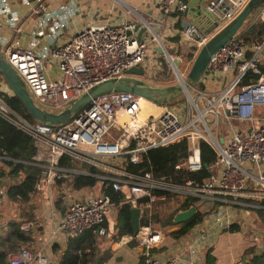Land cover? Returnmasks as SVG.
Wrapping results in <instances>:
<instances>
[{
	"label": "built area",
	"instance_id": "2783aa9c",
	"mask_svg": "<svg viewBox=\"0 0 264 264\" xmlns=\"http://www.w3.org/2000/svg\"><path fill=\"white\" fill-rule=\"evenodd\" d=\"M16 1L33 6L31 12L37 18L36 28L28 47L0 40V54L18 72L40 108L60 113L89 94L95 86L110 80L118 82L133 76L148 88L159 87L156 85L158 80L169 74L161 63L165 57L153 55V47L168 48L171 40L176 38L179 52L184 50L195 60L207 42L235 20L251 0H200L204 2L201 10L206 21L217 25V29L209 33L195 23L177 27L178 16H184L190 10L186 0H161L162 13L154 22L160 31L149 25L153 33L141 42L135 32L128 35L129 30H135L134 23L124 27L110 23L88 24L66 39L65 30L77 12L73 0L57 12L44 11L45 0H0V16L17 33H21V16L13 8ZM247 23L246 28L217 52L208 65L204 79L225 80L222 90L206 93L198 87L195 95L188 94L187 104L182 109L157 105L133 93L113 91L94 98L90 106L69 123L31 126L5 104L4 97L14 94L0 75V115L35 139L37 154L34 161L43 169L35 190L51 192L59 181L68 180L73 174L93 175L64 168L62 160L70 158L101 170L99 179L113 182L116 191H127L126 203L146 200L139 207L141 218L146 210L165 202L168 195H174L172 204L178 208L188 198H196V206L204 213V219L187 236L185 248L170 259L165 260L154 252L161 247L164 238L163 232L154 226H140L138 234L124 240L137 242L142 250L139 264H180L183 258L186 264H200L199 254L208 248L213 237L231 233L233 226L241 227V214L250 216L251 208H263L257 202L264 200V112L261 113L264 111V74L261 70L264 40L245 45L241 36L247 28H264V6ZM182 57L183 54L178 57L181 62ZM166 61L178 77L181 72L174 68L172 59ZM46 62L58 70L55 79L49 80ZM135 66L144 71V76L128 75ZM250 73L258 79L243 85ZM181 76L175 83L184 84L186 77ZM143 102L158 113L145 109L143 114ZM232 120L244 127L232 124ZM221 124L229 129L226 137L215 134ZM115 133L119 134L117 138H114ZM177 141H184L188 148L179 170L196 173L203 169L200 144L204 141L217 153V160L212 165L216 173L202 184L194 185L192 182L170 183L156 178L153 172L136 174L127 169V162L138 164L151 150ZM98 157L106 162H98ZM6 195L7 190L0 189V196L5 198ZM65 202L68 211L59 221L55 235L64 234L69 239L98 228L100 237L107 236L105 221L113 209L118 208L113 199L104 194L86 196L70 192L65 195ZM204 205H212V209L205 212ZM34 225L35 222H26L23 227L32 230ZM9 264H48V261L43 253L22 248L9 257Z\"/></svg>",
	"mask_w": 264,
	"mask_h": 264
},
{
	"label": "trees",
	"instance_id": "16d2710c",
	"mask_svg": "<svg viewBox=\"0 0 264 264\" xmlns=\"http://www.w3.org/2000/svg\"><path fill=\"white\" fill-rule=\"evenodd\" d=\"M257 13V12H256ZM252 15L247 22H250L256 15ZM248 25V23L246 24ZM241 40L245 45H253L264 40V28L262 30L247 28L241 36ZM172 55L175 57L180 54L178 48L168 47ZM264 74V65H261ZM258 76L250 73L244 80L243 85L255 81ZM204 91L203 83L197 86ZM5 104L23 118L29 125H36L39 122L29 115L20 100L12 95L4 97ZM203 169L196 173H188L185 169H178L179 164L187 156V146L184 141H177L164 148L151 150L145 155L138 164L126 163L127 169L132 173L145 174L153 172L154 176L164 179L168 182L176 184H185L192 182L194 185H200L211 175L216 173L212 165L217 160V153L212 146L202 141L201 144ZM37 154L35 148L34 136L19 129L15 124L11 123L7 118L0 115V180H10L7 190V200L10 205H16L19 213L14 217H7L3 214L0 216V264H9V257L22 250V248L32 249L35 243L34 231L27 230L23 227L25 222H34L37 213L33 206L34 198L38 195L35 190L39 183L43 169L35 164L34 157ZM61 165L67 169H75L78 171L93 174L92 176L83 174H73L68 180L59 181L60 186L65 191L73 193V191L92 190L97 185L100 187V193L109 196L117 203V221L115 241H120L124 237L133 236L132 210L135 206H142L146 200H139L134 203H126L128 199L127 191H116L113 188V182L101 180L97 175L102 172L87 164L70 158L62 160ZM95 175V176H94ZM62 191V190H61ZM174 195H168L167 200L158 204L155 209L146 210L145 216L141 218L140 226H157L159 230L175 226V215L182 211H187L192 207H197L195 216L184 224H181L179 230L173 232L172 237L176 239L185 238L190 235L192 229L203 221L204 213L200 212L196 198H188L180 204V207L173 211L172 214L163 212L165 206L172 204ZM263 208H251L250 213H254L257 222L264 225V200L258 201ZM57 207L64 209V213L68 210L65 202V194L58 195ZM163 207V209H162ZM167 216H166V215ZM66 215V214H65ZM166 218H163L165 217ZM105 228H109L107 220L104 224ZM240 226H233L232 232H240ZM98 228L86 231L74 238H69L64 248L54 245L53 252L58 257V264H102L107 260L109 254L104 250L100 242ZM246 264H264V250L258 249L257 246L252 247L247 254ZM249 257V258H248ZM215 257L211 251L206 255L205 264H215Z\"/></svg>",
	"mask_w": 264,
	"mask_h": 264
},
{
	"label": "crops",
	"instance_id": "0c3cea01",
	"mask_svg": "<svg viewBox=\"0 0 264 264\" xmlns=\"http://www.w3.org/2000/svg\"><path fill=\"white\" fill-rule=\"evenodd\" d=\"M69 0H45L44 1V11L54 12L59 11L60 8L68 3ZM77 4V12L72 16L71 23L65 31L66 39H69L73 34L79 31L81 28L88 26V24L93 25H106L108 23L117 25L119 27L128 26L130 23L139 25L140 28H143L147 25L148 32L143 36L144 39H148L153 33V29L160 31L155 27V19L161 16L160 2L161 0H73ZM192 0H186L190 8L189 14L184 16H178L177 27H185L187 23H193L189 19L190 15H193L191 11H196V9L201 10V2L198 0V4L194 7H190ZM33 6H25L20 2L16 1L13 3V8L20 12V28L21 33H17L11 28L5 18L0 16V40H6L9 43H13L20 47H28L32 41L33 31L36 28L37 18L31 12ZM151 27H149V25ZM139 32H135L134 35H138ZM171 48L173 46H178L177 39H172ZM176 44V45H175ZM51 75V74H50ZM54 74L52 75V77ZM205 86L210 83L216 89H209L210 93L219 92L222 90L225 84V80L221 79H210L209 77L204 79ZM152 113H158L156 109L152 108ZM264 111H261L263 113ZM146 116V115H145ZM236 126H244L242 124H237ZM1 159V158H0ZM8 183L9 186L10 180H0V189H5V184ZM62 190V191H61ZM80 192L86 196H97L102 195L99 193H94L95 189L92 190H82V191H73ZM68 194L69 191H65L60 186H54L53 189L46 193H38L36 196L37 200L30 206H33L37 216L34 220L35 225L31 231H34L35 234V243L32 247V250L35 252L43 253V257L46 258L48 264H58V257L53 252L54 245H59L64 248L67 244V237L64 234L55 235L57 231V226L59 221L65 216L67 211L64 213V209H59L57 207L58 195L59 194ZM10 206V203L7 200V195L5 198L0 196V216L4 214L3 208ZM136 207V206H135ZM178 209V208H177ZM176 209V210H177ZM8 214V213H7ZM7 214H4L5 216ZM9 216L11 214H8ZM16 216V215H15ZM145 216V214H144ZM143 216V217H144ZM117 221V216L115 213H110L107 218L108 224V234L113 229V234L108 238H112L116 233V227L114 229L113 224L111 225V219ZM7 219V217H5ZM257 217L254 213L241 214V230L240 232H231L223 233L217 235L211 239V243L207 249L203 250L199 254L198 261L200 264H205L206 255L211 251L212 256L215 257V264H246L247 262V252L256 246V242L259 239H262L261 234H257V231H252L251 228L254 223V220H257ZM141 221V220H140ZM251 222V223H250ZM26 223V222H25ZM116 225V224H115ZM111 226V227H110ZM162 231V230H161ZM163 232V231H162ZM255 233V239L249 237L250 234ZM163 242L160 245V248L154 250V252L159 255L161 258L168 260L173 255H176L179 251L185 248V244L188 241V237L169 240L165 238L163 233ZM106 236V237H107ZM115 236V235H114ZM131 237V236H130ZM117 241L113 245L102 244L104 250H107L109 257L102 264H139L140 258L142 256V250L138 247L137 242L133 241L132 243L126 242L124 239ZM167 239V240H166ZM169 240V241H168ZM29 249V248H28ZM264 250V245H263ZM180 264H186V259L183 258Z\"/></svg>",
	"mask_w": 264,
	"mask_h": 264
},
{
	"label": "water",
	"instance_id": "95a60500",
	"mask_svg": "<svg viewBox=\"0 0 264 264\" xmlns=\"http://www.w3.org/2000/svg\"><path fill=\"white\" fill-rule=\"evenodd\" d=\"M264 6V0H251L247 5L245 10L231 23L227 25L225 29L218 31L204 46V48L199 52L195 58L192 69L185 79L184 84L175 83L166 87H146L144 82L133 76L125 78L121 81L116 82L115 80H110L108 82L102 83L100 85L92 88L89 94L83 96L77 102L71 105L70 108L63 112L55 113L43 110L40 108L33 100L32 95L27 90L24 82L19 76L18 72L9 65L2 55L0 54V75L4 78L10 90L13 91L14 96H16L20 102L23 104L25 110L30 116L35 118L40 124L44 125H63L71 122L74 116L79 114L84 108L90 106L91 101L102 95L110 94V92H121V93H133L136 94L147 101H151L157 105H169V100L173 99L175 96L182 93L187 95L191 93L192 89H197L199 83L205 77L208 71V65L211 58L220 50L225 48L227 43L231 41L235 36H237L243 29L246 28L247 21L252 15H254L258 10ZM190 10L187 11L186 15L189 14ZM198 15L200 21L198 24L206 33L213 32L217 29L216 24H211L210 21H206L203 11L199 10ZM131 24V23H130ZM189 23H187L188 25ZM149 25V24H148ZM185 25V27L187 26ZM134 31L129 30L128 35H132L134 32H139L137 40L142 41L143 36L148 32L147 25L140 28L136 25ZM156 51L163 55L167 60L172 59V65L178 71L181 66V60L177 57L173 58L172 53L169 48H163L161 46L156 47ZM128 75L144 76V71L141 68L135 66L131 68ZM223 143V139H220ZM8 183L6 182L5 186ZM197 213V208L192 207L187 211L179 212L175 215L174 223L175 225H181L189 222ZM142 211L139 207H134L132 210V223L133 233L138 234L140 231V220ZM100 259H98L97 264Z\"/></svg>",
	"mask_w": 264,
	"mask_h": 264
},
{
	"label": "rangeland",
	"instance_id": "374dc122",
	"mask_svg": "<svg viewBox=\"0 0 264 264\" xmlns=\"http://www.w3.org/2000/svg\"><path fill=\"white\" fill-rule=\"evenodd\" d=\"M196 5H199L198 4V0H192L191 1V4H190V7L192 8V7L196 6ZM259 11L260 10L257 11L256 15L259 13ZM191 13L193 14V15H190L189 16V19L191 20V22H193L195 24L198 23L200 21V18H199V15H198V9H196V11H191ZM173 47L176 48V46H173ZM182 54H183V57L181 58L182 59V62H181V66H180L179 71L181 72V74L184 77L187 78L188 75H189V73H190V71H191V69H192V65H193L192 63L194 61L193 60L194 57H192V55H190V53H187L184 50H180V54H178L177 58L179 56H181ZM153 55H161V54H159L156 51V47H153ZM173 56L175 57V55H173ZM166 62H167L166 61V58H163L162 57L161 63L164 65V68H166L165 70H166L167 75L168 74L169 75L168 76L165 75L167 78H164L163 80H158V82L156 83V85L159 86V87H166V86H169V84H173V83L175 84V82L178 81V77H177L175 71L173 69H171L170 67H168V65H167ZM262 65H264V61H263ZM45 66H46L45 69L47 71V76H48L49 80L50 79L51 80L52 79H55L57 77V72H58V70L56 69V67H54V65H51L49 62H46L45 63ZM53 74H54V76L52 77ZM201 82L203 83V85L205 87V90L203 92L209 93V89H216V88L213 87V85L211 86L210 83H208L205 86L204 78L202 79ZM191 93L193 95H195L196 94V89H192L191 90ZM187 100H188V95L186 93H182L180 95L175 96L173 99L169 100V106L182 109V108H185V106L187 104ZM147 109H148L147 112H150L151 111L150 108H147ZM232 124L237 125V124H241V123L232 120ZM239 127H244V126H239ZM228 133H229L228 127L227 126H224L222 124L220 125L219 132H215L216 135L224 136V137H226L228 135ZM118 136H119V134L118 133H115L114 138H117ZM108 140L111 141L112 139H108ZM97 161L98 162H106V160H104L102 157H98L97 158ZM100 175H102V173L99 174V175H97V176H100ZM99 187H100L99 185H97L95 187V192L94 193H99L100 192V188ZM35 199L37 200V198H35ZM33 201H35V200H33ZM207 206L208 207H205V205H204V207L202 208L205 212H207L208 209H212V205H207ZM214 206H217V205H214ZM177 208L178 207L175 206V204H172V205L170 204V205L165 206V210L163 212H167L168 214H172V212L175 211ZM16 209H17L16 205H10V206H6V208H3L4 214H7V213L8 214H11L10 216L7 214L6 217H14L16 214H18L19 213V210H16ZM162 209H163V207H162ZM200 212H202V210H200ZM111 213L112 214L115 213V216H117V208L113 209V211ZM166 216L163 217V218H166ZM110 219H111V225L113 224V227H114L115 224H116V220L115 219H112V217H110ZM253 224H254V226L251 228V230L253 229L252 231H257L256 233L259 234V235L261 234V236H262V239H259L255 244L258 247V249L263 250V245H264V225H262L260 223V218H259V222H257L256 220H254V223ZM157 226L159 227V225H157ZM157 226H155V227H157ZM180 227H181L180 225H175V226H173V228L172 227H169V228L163 229V233L166 236L165 238H167L169 240H172V241L174 239H176V238L172 237V234H173V232L179 230ZM114 229H115V227H114ZM111 234H113V229L112 228H111V232L108 234L107 237H101V238H99L100 239V242L101 243H104V244H106L108 246L113 245L114 243H117V241L114 240V237L108 238ZM254 236H255V233H252V234L249 235V237L251 239H252V237H253V239H255Z\"/></svg>",
	"mask_w": 264,
	"mask_h": 264
},
{
	"label": "bare ground",
	"instance_id": "6f19581e",
	"mask_svg": "<svg viewBox=\"0 0 264 264\" xmlns=\"http://www.w3.org/2000/svg\"><path fill=\"white\" fill-rule=\"evenodd\" d=\"M180 76V77H179ZM179 76H178V78L179 79H181V74L179 73ZM146 106H148L149 108H150V106L151 105H149V104H147L146 102H143V105H142V108H143V114H144V112H145V109H147L148 107H146ZM146 107V108H145ZM148 110V109H147ZM147 112V111H146Z\"/></svg>",
	"mask_w": 264,
	"mask_h": 264
}]
</instances>
